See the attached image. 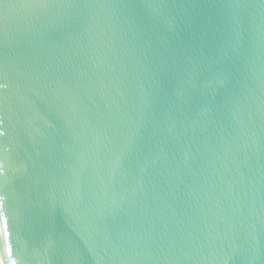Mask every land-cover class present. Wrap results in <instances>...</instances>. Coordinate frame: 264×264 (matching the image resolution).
<instances>
[{"label":"water","instance_id":"95a60500","mask_svg":"<svg viewBox=\"0 0 264 264\" xmlns=\"http://www.w3.org/2000/svg\"><path fill=\"white\" fill-rule=\"evenodd\" d=\"M0 264H264V0H0Z\"/></svg>","mask_w":264,"mask_h":264}]
</instances>
